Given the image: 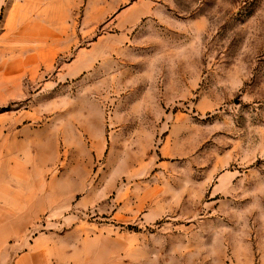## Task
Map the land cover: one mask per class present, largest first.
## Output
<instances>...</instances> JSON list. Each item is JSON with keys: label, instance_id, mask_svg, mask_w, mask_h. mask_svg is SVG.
<instances>
[{"label": "rangeland", "instance_id": "374dc122", "mask_svg": "<svg viewBox=\"0 0 264 264\" xmlns=\"http://www.w3.org/2000/svg\"><path fill=\"white\" fill-rule=\"evenodd\" d=\"M6 136L41 210L0 264L113 237L124 261L137 232L152 264H264V0H6Z\"/></svg>", "mask_w": 264, "mask_h": 264}, {"label": "crops", "instance_id": "0c3cea01", "mask_svg": "<svg viewBox=\"0 0 264 264\" xmlns=\"http://www.w3.org/2000/svg\"><path fill=\"white\" fill-rule=\"evenodd\" d=\"M6 0H0V11L3 9ZM9 138L4 137L2 152L0 157V240H6L12 234H19L24 229V224L34 221L33 216L39 213L41 205L38 192L24 189L10 188L7 179V170H9ZM17 168H15L16 170ZM136 252L129 259L122 260V241L118 237L112 238V245L109 239L97 241V245L89 248L87 245L80 247L77 252L68 251L64 248V264H152L146 239L137 232ZM146 237V236H145ZM143 239V240H142ZM142 240V241H141ZM129 245V242H128ZM53 248L40 246L34 247L32 252L24 254L18 261V264H55L49 259V254ZM56 249V248H55Z\"/></svg>", "mask_w": 264, "mask_h": 264}]
</instances>
